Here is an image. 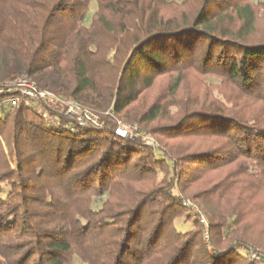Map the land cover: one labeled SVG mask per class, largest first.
<instances>
[{
	"label": "trees",
	"instance_id": "16d2710c",
	"mask_svg": "<svg viewBox=\"0 0 264 264\" xmlns=\"http://www.w3.org/2000/svg\"><path fill=\"white\" fill-rule=\"evenodd\" d=\"M22 74L104 125L0 108V264H258L264 0H0Z\"/></svg>",
	"mask_w": 264,
	"mask_h": 264
},
{
	"label": "built area",
	"instance_id": "2783aa9c",
	"mask_svg": "<svg viewBox=\"0 0 264 264\" xmlns=\"http://www.w3.org/2000/svg\"><path fill=\"white\" fill-rule=\"evenodd\" d=\"M22 102L31 106L33 110L56 125H64L71 131H77L79 128L94 127L101 128L104 125V119L101 113L83 106L73 97L62 98L52 91L41 89L36 82L28 75L22 74L15 76L6 83L0 84V108L5 104L13 109ZM42 104L44 109L39 110L36 104ZM54 111L57 116H50V111ZM66 118L62 121L58 116ZM116 133L123 137L134 139L141 136L139 126L136 123H129L123 120H117ZM142 139L152 146L156 145L153 137L143 136ZM188 206L191 205L187 201ZM251 259L264 264V255L251 251Z\"/></svg>",
	"mask_w": 264,
	"mask_h": 264
},
{
	"label": "rangeland",
	"instance_id": "374dc122",
	"mask_svg": "<svg viewBox=\"0 0 264 264\" xmlns=\"http://www.w3.org/2000/svg\"><path fill=\"white\" fill-rule=\"evenodd\" d=\"M94 9H95V6L93 5L92 10H94ZM250 253H251V251H249V253H247V256L249 257V259H251ZM251 260H252V259H251ZM255 261H256V260H255ZM257 263H258V264H261V263L258 262V261H257Z\"/></svg>",
	"mask_w": 264,
	"mask_h": 264
}]
</instances>
